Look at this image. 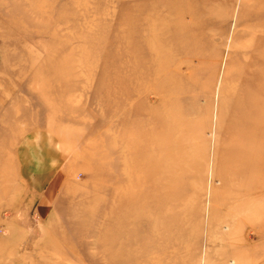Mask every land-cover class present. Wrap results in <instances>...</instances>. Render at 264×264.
Returning a JSON list of instances; mask_svg holds the SVG:
<instances>
[{
	"label": "rangeland",
	"instance_id": "obj_1",
	"mask_svg": "<svg viewBox=\"0 0 264 264\" xmlns=\"http://www.w3.org/2000/svg\"><path fill=\"white\" fill-rule=\"evenodd\" d=\"M245 1L0 0V264H239L244 235L264 264V213L236 210L264 200V38L226 80ZM162 92L189 123L177 156L166 171L155 136L126 165L129 106L161 132ZM114 203L141 214L115 227Z\"/></svg>",
	"mask_w": 264,
	"mask_h": 264
},
{
	"label": "bare ground",
	"instance_id": "obj_2",
	"mask_svg": "<svg viewBox=\"0 0 264 264\" xmlns=\"http://www.w3.org/2000/svg\"><path fill=\"white\" fill-rule=\"evenodd\" d=\"M241 7H242V9H241V14L239 16V20L241 21L244 18H248L249 23L247 24V26H246L245 30H243V32L240 33V31H239V33L236 34L235 39H237L238 35L240 38V36L242 34V36H244V35L248 36L249 43L248 44H241L239 42V45L236 46V49L232 55V56H234L235 59L234 58L233 59L235 61L231 60L233 62L230 61L229 65H228L227 72H226V74H227L226 80L235 77V75L239 76V72L241 74L243 64L245 62H247V60L250 58L251 52L256 47V44H258L260 42V40H261L260 38H264V0H248V1L243 2ZM250 17H251V19H250ZM260 43H262V42H260ZM233 49H232V51H233ZM130 61H132V59ZM132 64H133V62H132ZM137 71L138 70L130 64V72L128 74V93H129L128 96L131 100H132L133 96H140L143 91L145 92V89L143 88V86H142L143 84L141 81L142 78H144L143 76H141L142 75L141 73L143 71L142 70H139L138 72ZM237 80H238V77H236V79H234L233 81L237 82ZM224 83H223V85H224ZM161 87H162V85H161ZM223 88H225V87H223ZM224 91L225 90H223V92ZM166 96H167L166 92H164V93L162 92L161 101L159 102V105H158L159 107H162L163 109H165L164 112L160 116V122H162V123L164 122L163 124L166 125V127H165L166 129L161 131V132L157 131L156 134H154L155 132L154 133L151 132V134L150 133L147 134L149 127L146 128L147 121L141 116L143 114V111L141 109H137V111L134 110L135 109L134 103L130 104L129 108L131 110L129 111V114H128L129 117H128L127 129H128L131 136H130V138L127 139V143L125 145L126 151L129 154L128 160L124 159L126 165L130 166V163L142 165L143 161H145L146 158L151 159L153 157V155L156 153H155V150L153 149V147L151 145H149V143L153 138H155V136L160 138V143H161L160 147L162 149H159V151L162 150V152L159 153V160H161V162H163L165 164V170L166 171H167V166H166L167 162L171 161L172 157L177 156L176 150L178 151V149L180 148L179 145H180L181 133L185 130V128H187L189 126V123L187 122L188 120H185V117L180 118V116H179V119H177V121H175V119L173 120V118L170 116V111L168 109V106L166 105V103H167V101H166L167 97ZM223 97L227 101L225 95ZM229 97H228V99H229ZM224 99H222V102H221L222 106L221 107L226 105V102L224 101ZM188 112L189 111L186 112L185 116L188 115ZM130 119L134 120L133 123H130ZM167 125L169 126L168 128H167ZM149 153H150V155H149ZM223 154L226 156L228 155L227 151L224 152ZM129 171H130V168H129ZM140 174H141L140 172H138L136 174V177L138 178L139 182H141V179L143 178V176H141ZM164 175L167 177V172ZM165 176H163L164 179H165ZM146 177L148 180L152 179L150 174H147ZM217 177L221 183V185L219 186V192H220V190H223L224 186L226 187V185L228 184L229 181L227 178H224L223 175H219ZM161 178H162V176H161ZM164 185H166V181L163 183V185H161V189H162L163 193L165 192V189H166L163 187ZM254 189H255L254 187H251V190H254ZM219 192H216L213 194V197H214L213 200L215 202H213V201L212 202L215 203V205L217 202V196H218L217 193H219ZM231 192L239 195V191H238V193L234 192L233 190ZM151 195H148L147 199H150ZM249 195H251V192H249L246 195V197L244 196L246 198V201H245L246 205L245 206L239 207V202L241 203L242 201L238 200V205L236 207V210L239 212V226L240 227L250 225L247 223V220H248L247 217L248 216H251V219H253L252 218L253 216H255V217L257 216V211L254 209V206H253L254 204H257V206H258V215H261L264 213V200L260 201L261 200L260 199L258 201L256 200V201L251 202V199H249ZM237 199H239V197H237ZM124 204L126 205V203H124ZM215 205H214L213 209L210 211V213L212 214V219H213V216L215 213ZM131 210L133 212H131ZM137 210H138V212H137ZM149 210L150 209L146 207V211L150 212ZM112 211H113L112 212V215H113L112 223L116 227L119 224H121L122 220L123 219L125 220L126 217L130 221V217L133 219L134 218L133 216L136 217L138 214H141L142 207L139 205H138V207L137 206L134 207V204H133V205H130L128 207V209L127 208L122 209V208L118 207V205L116 203H114V205L112 207ZM171 211H172V209H170L169 212H171ZM241 211H245V212H247V214L241 215L240 214ZM159 214H160V212H159ZM131 215H133V216H131ZM262 217H264V216H262ZM150 219L151 218L149 217V220ZM163 220H164V216H163L161 221H163ZM262 221H261V226L264 225V224H262ZM247 229L248 228H246V230ZM241 231H242V228H241ZM254 235L255 236H262L264 238V233H262V235H260V234L258 235L257 232L255 231ZM251 237L252 236H250V235L248 237L246 235H244V236H242V238H240L239 247H238L239 248V259L236 258L237 256L235 257L237 250L230 249L231 251L228 253L227 252H225V254L221 253L220 257L223 259V262H225L227 260V257L229 254V255H231L232 258L235 257L237 262L239 260V264H256L257 254H255V251L251 248L253 245L250 241ZM127 243H130V242L126 240V244ZM125 248H124V250H125ZM121 251H123V250H121V247L116 248L115 252L112 254L116 258H117L118 254H120V256H119L120 258H126L125 257L126 252L123 251V253H124V255H123L121 253ZM241 255H243L245 257L246 261L244 263H240L241 261H244L242 259L243 257ZM125 260H127V258Z\"/></svg>",
	"mask_w": 264,
	"mask_h": 264
}]
</instances>
